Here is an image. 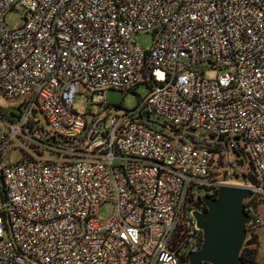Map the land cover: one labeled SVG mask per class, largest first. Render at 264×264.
<instances>
[{
	"label": "built area",
	"instance_id": "2783aa9c",
	"mask_svg": "<svg viewBox=\"0 0 264 264\" xmlns=\"http://www.w3.org/2000/svg\"><path fill=\"white\" fill-rule=\"evenodd\" d=\"M142 85L133 110L105 103ZM83 95L104 116L77 113ZM0 99L19 110L0 115V264H188L198 198L223 186L264 197V0H0ZM41 121L51 143L39 146L66 162L6 160ZM187 132L224 152L181 143ZM218 156L247 160L255 184L235 185ZM250 199L252 233L264 222Z\"/></svg>",
	"mask_w": 264,
	"mask_h": 264
},
{
	"label": "rangeland",
	"instance_id": "374dc122",
	"mask_svg": "<svg viewBox=\"0 0 264 264\" xmlns=\"http://www.w3.org/2000/svg\"><path fill=\"white\" fill-rule=\"evenodd\" d=\"M24 17H25L24 9L17 6L15 9L10 11L6 15L5 25L9 29H14L22 23ZM133 40L143 50L150 49L152 45V37L149 34L134 35ZM216 74L217 72L215 71H207L205 73V77L214 78ZM146 93H147V88L145 87V85H142L136 88V90L133 92H127V93L114 91V90H108L106 91V95H105V103L108 105L109 108L120 107V109L133 110L137 106L138 102L146 95ZM73 108L77 113L87 118L91 115H96L97 113H98V117H102L105 114V110H102L100 107L90 106L88 102L86 101L85 95L77 96L75 98V104ZM10 111H11V108H9L0 99V115L2 117L7 118ZM31 120H34V118L31 117ZM40 124H41L40 127L42 129H46V125L44 124L43 121H41ZM0 127H1V123H0ZM25 132H27L28 134L29 132L31 133V136H29L30 138L27 137L26 140L21 137L14 138L11 141V144L5 150L6 151L5 155L7 154L5 156L6 160H11L13 162L22 161V160L41 161L45 163L66 162V157H64L63 155L58 156L57 154L51 153L50 150L42 149L39 146L37 138L35 137L36 134L32 132V130H30L29 127H26ZM33 137H35V139ZM39 154H41V156H38ZM216 159H217L216 168L220 169L219 167H221L220 171L224 173L225 171L223 167H224V164L226 163L225 161L226 159L221 156L216 157ZM234 171L238 172L239 174H244V175L251 173V169H250V166L247 160H244L243 164L241 163L240 166L238 167L236 165H234V168H230L228 166L226 170L227 172L226 178L231 179L235 183V185L245 184V183L234 180V177H233ZM247 186H250V185H247ZM248 203L254 208L256 214L264 222V197L260 194H252L251 199L250 201H248ZM197 207H199V205H197ZM112 215H113V209L111 205H108V206H103L100 208V210L98 211L97 218L106 219ZM247 236L248 237H246L245 243L249 241L252 238V236H254L256 240L246 245L245 248L255 252L256 264H264V223L262 226L254 230L252 233H249L247 231Z\"/></svg>",
	"mask_w": 264,
	"mask_h": 264
},
{
	"label": "water",
	"instance_id": "95a60500",
	"mask_svg": "<svg viewBox=\"0 0 264 264\" xmlns=\"http://www.w3.org/2000/svg\"><path fill=\"white\" fill-rule=\"evenodd\" d=\"M251 195V190L245 186H223L215 198H200L206 211L193 217L203 242L199 252L188 256V264H245L240 252L250 218L245 213L244 202Z\"/></svg>",
	"mask_w": 264,
	"mask_h": 264
},
{
	"label": "trees",
	"instance_id": "16d2710c",
	"mask_svg": "<svg viewBox=\"0 0 264 264\" xmlns=\"http://www.w3.org/2000/svg\"><path fill=\"white\" fill-rule=\"evenodd\" d=\"M16 112H19V110H17ZM16 112H14V109H11V111L7 117L10 120H13L12 117L17 116ZM36 132H37V134H36L37 136H35V137L37 138V140H39L41 142L51 143L49 140L45 139V137L43 136V134H42L43 129L39 128L36 130ZM35 137H33V138L35 139ZM179 141L181 143H184V144L192 145L195 148L210 150L215 154H220L221 152L222 153L224 152V143H223V140H221V139H219L218 141H212V140L207 139L206 137L197 136V135H194L192 132H187L181 136ZM38 156H41V154H39ZM226 165L234 168L233 164L226 163ZM233 177H234L235 181L237 180L240 182H244L246 185L253 186L255 184L254 177L252 176L251 173L244 175V174H239L238 172L234 171ZM215 197H216V193L214 194L213 198H215ZM196 205H201L203 212L206 211V209H205L204 205L202 204L200 198H198L196 200ZM255 240H256L255 237L252 236V238L245 243L243 249L240 252V258L245 264H256L255 252L245 248L246 245H248L249 243H252Z\"/></svg>",
	"mask_w": 264,
	"mask_h": 264
},
{
	"label": "flooded vegetation",
	"instance_id": "af4514ba",
	"mask_svg": "<svg viewBox=\"0 0 264 264\" xmlns=\"http://www.w3.org/2000/svg\"><path fill=\"white\" fill-rule=\"evenodd\" d=\"M209 197V196H208ZM210 198H213V197H210ZM199 208L202 210V206L201 205H199ZM203 211V210H202Z\"/></svg>",
	"mask_w": 264,
	"mask_h": 264
}]
</instances>
